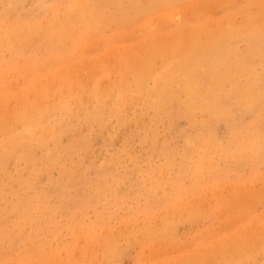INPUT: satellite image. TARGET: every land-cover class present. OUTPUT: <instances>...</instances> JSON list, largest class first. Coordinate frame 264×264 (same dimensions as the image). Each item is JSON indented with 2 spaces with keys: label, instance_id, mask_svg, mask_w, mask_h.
Listing matches in <instances>:
<instances>
[{
  "label": "rangeland",
  "instance_id": "rangeland-1",
  "mask_svg": "<svg viewBox=\"0 0 264 264\" xmlns=\"http://www.w3.org/2000/svg\"><path fill=\"white\" fill-rule=\"evenodd\" d=\"M169 2L122 26L104 17L89 41L88 27L81 36L70 22L64 40L35 37L25 51L0 56V128L20 111L52 108L45 115L51 136L31 147L33 164L3 155L0 129V264H264V102L247 109L230 96L235 116L206 125L199 122L205 111L196 121L176 101L167 104L172 114L141 103L122 112L107 102L104 121L89 120L98 104L88 105L87 117L62 109L70 85L87 100L93 81L116 80L121 61L131 68L151 62L160 72L173 48L216 34L248 50L242 34L253 20L264 25V0ZM53 3L21 0L18 8L31 21ZM5 8L0 0V26ZM104 9L113 13L115 5ZM258 48L248 50L253 68L232 69L241 86L253 81L251 70L264 71V38ZM20 65L35 70L19 74ZM191 80V89L212 95L203 89L216 84L210 74L194 71ZM154 82L147 78L143 90L153 93ZM263 86L251 88L252 104ZM172 89L185 87L176 81Z\"/></svg>",
  "mask_w": 264,
  "mask_h": 264
},
{
  "label": "bare ground",
  "instance_id": "bare-ground-1",
  "mask_svg": "<svg viewBox=\"0 0 264 264\" xmlns=\"http://www.w3.org/2000/svg\"><path fill=\"white\" fill-rule=\"evenodd\" d=\"M1 1L6 4V8L3 12V25L0 26L2 27L0 31V56H2V53L6 49L19 53L29 43L34 42L35 37L40 39L45 35L55 33L61 40H64L69 35H66V32L69 29L67 23L70 22L74 23L72 24L73 28L79 31V33L76 31V34L81 36L86 33L85 27H88L87 40L89 41L98 34L101 19L104 17L115 20V22L119 23L118 26H122L125 23H130L142 17L153 8L170 3V0H156L155 2H149V4H145L141 0H128L127 4L123 0H54L46 16L36 17L28 21L22 19L20 15L18 3L21 0ZM109 3L115 5L113 13H108L104 9ZM260 21L255 22L253 20L247 32L242 34L249 49L255 51L259 50L258 46L263 43L264 38V31H262L264 30V25H261L260 28L258 25L261 23ZM212 36L205 42L194 37V40L188 47L173 48V59L166 60L165 68L160 70V72L158 69L154 71V63L151 62L145 64L143 68H131L126 62H119L117 67H115L118 68L119 73L114 72L117 74L116 80L110 81L109 77L106 81H93L87 87L89 94L87 100H84L82 97V89L78 85L72 84L69 86L71 89H68V93L65 96V98H69L70 100L66 101L62 109L63 111L87 117L88 105L94 107L98 104L100 113L94 111L93 116L95 118L89 120L99 118L104 121V114L101 115V112H103L107 102L111 105L115 101L114 105L118 104L120 111L122 107V112L128 107L132 108L141 103L151 106L156 111L164 110L167 112L166 109H169L171 113L174 108L167 104L171 101H176L179 103V107H185L186 116L190 117L192 115L196 121L197 118L194 114L198 113V111H205V118L199 122L202 125H206L213 118H230L235 116V109L225 101L230 96L238 98L244 108H253L256 104H260L261 108H263L264 91L255 94L256 97L253 98L252 104L251 99L253 94L251 88L253 87V90L258 89V84L261 81L264 84V71L262 70L259 75H255L250 69L253 81L246 87L241 86L239 81L231 75L234 72L232 69L241 65L242 62L246 63L247 66L251 64V68H253L254 61L250 58L249 49L240 50L231 46L233 37L229 34H222L221 36L216 34ZM260 53L263 59L261 64L264 65V52ZM17 70L19 74H23L29 70L33 72L35 69L33 66L20 65L17 67ZM194 71L210 74L214 80L216 79L215 85L211 82H205L203 89L211 92L212 95L210 97H204L195 88L191 89V85L196 84L194 80H191ZM104 72L107 71L105 70ZM147 78L155 79L153 90L151 91L153 93L143 90V85ZM190 80L191 84H189ZM176 81L183 84L186 90L182 89L178 94H175L172 84ZM225 84H230V87L227 89L229 85L225 86ZM126 90H132L134 94L128 98L126 92H124ZM146 98H151L149 104H147ZM255 100L256 104L254 103ZM244 102L246 103L243 104ZM51 109V106H47V104L29 108L15 115L13 121L2 125L0 129L6 136L4 144L1 145L3 155H9L14 159L23 158L33 164L35 158L31 147L34 144H39L41 147L47 145L48 137L51 136V128L45 116ZM19 128L23 132L31 134L35 141L25 140L23 135L19 133ZM84 139L82 137L77 142L80 144ZM1 159L0 164L3 166L4 162Z\"/></svg>",
  "mask_w": 264,
  "mask_h": 264
}]
</instances>
